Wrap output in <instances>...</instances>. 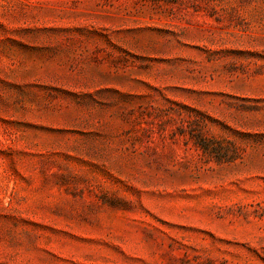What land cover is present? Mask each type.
Returning a JSON list of instances; mask_svg holds the SVG:
<instances>
[{
	"label": "rangeland",
	"instance_id": "1",
	"mask_svg": "<svg viewBox=\"0 0 264 264\" xmlns=\"http://www.w3.org/2000/svg\"><path fill=\"white\" fill-rule=\"evenodd\" d=\"M0 264H264V0H0Z\"/></svg>",
	"mask_w": 264,
	"mask_h": 264
}]
</instances>
